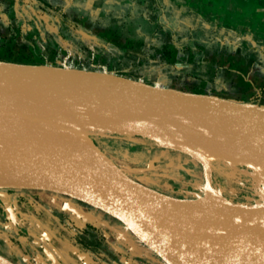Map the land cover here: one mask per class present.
I'll list each match as a JSON object with an SVG mask.
<instances>
[{"label": "rangeland", "instance_id": "rangeland-1", "mask_svg": "<svg viewBox=\"0 0 264 264\" xmlns=\"http://www.w3.org/2000/svg\"><path fill=\"white\" fill-rule=\"evenodd\" d=\"M232 5L0 0V60L108 73L264 107V88L241 82L231 69L230 55L249 34L248 18ZM81 128L129 176L157 191L201 195L207 177L210 194L264 206V166L214 158L207 168L160 135ZM0 253L17 264H166L103 211L65 195L14 188H0Z\"/></svg>", "mask_w": 264, "mask_h": 264}, {"label": "water", "instance_id": "water-1", "mask_svg": "<svg viewBox=\"0 0 264 264\" xmlns=\"http://www.w3.org/2000/svg\"><path fill=\"white\" fill-rule=\"evenodd\" d=\"M91 88L98 91V97L111 100L112 110L83 106L78 95ZM117 94L124 100L122 106L115 99ZM63 97L77 99L80 120L72 122L71 114L68 118L77 140L89 143L86 150L49 149L15 137L13 130L18 123L40 122L44 118L11 117L5 104L30 98L41 103L55 102ZM125 110L151 118L212 121L233 131H246L253 137L248 145H258L264 153L262 106L158 87L108 73L0 60V174L12 181L10 185L0 184V188L52 192L99 209L121 222L166 264H264V206L235 203L210 194L207 177L201 195L176 197L157 191L129 176L88 134L79 135L81 127L147 138L160 135L188 150L166 132L123 119L120 114ZM210 223L214 227L198 236L187 230ZM199 250L206 253L196 256L194 252ZM0 264L17 263L0 253Z\"/></svg>", "mask_w": 264, "mask_h": 264}, {"label": "bare ground", "instance_id": "bare-ground-1", "mask_svg": "<svg viewBox=\"0 0 264 264\" xmlns=\"http://www.w3.org/2000/svg\"><path fill=\"white\" fill-rule=\"evenodd\" d=\"M56 80L60 83L63 79L56 77ZM97 94L98 91L91 88L87 93H79L78 98L82 101L83 106L90 110H95L101 106L112 110L111 100L102 99ZM115 99L119 105L124 104V100L119 94L115 96ZM5 110L11 117L20 119L43 115L44 119L40 122L18 123L13 130L17 139L41 144L49 149L69 150L77 147L86 150L89 146L86 140H77L73 133L72 124L69 123L68 114L72 115L71 120L74 123L78 122L81 117L75 98L63 97L55 102L42 101V103L33 98L10 101L5 104ZM120 117L156 131L166 132L184 143L188 153L207 168L210 167L211 159L214 158H225L230 163L246 162L256 169L259 168L258 166H264L263 151L259 149L258 145H248V141H252L253 137L246 131H233L228 126L221 127L212 121L192 122L190 119L151 118L132 110H125L120 114ZM78 133L81 136L84 131L78 129ZM261 134L264 135V130ZM257 160L263 165L258 164ZM0 184L10 185L12 181L0 174ZM213 227L214 224L210 223L197 228L191 226L187 230L189 233L195 232V236H198ZM205 253L204 250L194 252L199 257Z\"/></svg>", "mask_w": 264, "mask_h": 264}, {"label": "crops", "instance_id": "crops-1", "mask_svg": "<svg viewBox=\"0 0 264 264\" xmlns=\"http://www.w3.org/2000/svg\"><path fill=\"white\" fill-rule=\"evenodd\" d=\"M233 7L248 18V22L243 29L249 34L244 36L240 50H235L230 55L236 73V79L245 83L246 81H256L258 86L264 88V0H232ZM251 42L250 48L246 47L245 40ZM241 42V41H240ZM251 50V52L249 51ZM260 64L261 66H257ZM256 92V91H255ZM183 169V168H182ZM209 183V182H208ZM207 183V184H208ZM163 193L175 196V192L163 191ZM189 197V196H183Z\"/></svg>", "mask_w": 264, "mask_h": 264}, {"label": "flooded vegetation", "instance_id": "flooded-vegetation-1", "mask_svg": "<svg viewBox=\"0 0 264 264\" xmlns=\"http://www.w3.org/2000/svg\"><path fill=\"white\" fill-rule=\"evenodd\" d=\"M24 190H27V189H24ZM41 191V190H40ZM56 194V193H55ZM77 201V200H76ZM8 258V257H7ZM14 262V261H13Z\"/></svg>", "mask_w": 264, "mask_h": 264}, {"label": "trees", "instance_id": "trees-1", "mask_svg": "<svg viewBox=\"0 0 264 264\" xmlns=\"http://www.w3.org/2000/svg\"><path fill=\"white\" fill-rule=\"evenodd\" d=\"M93 226V225H92ZM93 227H95V226H93ZM95 228H97V227H95Z\"/></svg>", "mask_w": 264, "mask_h": 264}]
</instances>
